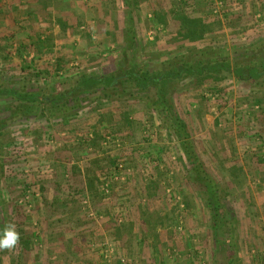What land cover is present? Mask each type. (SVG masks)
<instances>
[{
    "label": "rangeland",
    "instance_id": "374dc122",
    "mask_svg": "<svg viewBox=\"0 0 264 264\" xmlns=\"http://www.w3.org/2000/svg\"><path fill=\"white\" fill-rule=\"evenodd\" d=\"M213 59L264 67V0H0L1 87L49 96L84 75ZM117 87L64 118L0 97L4 224L20 235L0 264H264V80L162 81L217 184L216 216L155 89Z\"/></svg>",
    "mask_w": 264,
    "mask_h": 264
},
{
    "label": "trees",
    "instance_id": "16d2710c",
    "mask_svg": "<svg viewBox=\"0 0 264 264\" xmlns=\"http://www.w3.org/2000/svg\"><path fill=\"white\" fill-rule=\"evenodd\" d=\"M189 32V35L194 33L193 31ZM131 46L135 47V42L132 43ZM231 73H233L235 77H237L240 81L252 80L254 82H257L261 79L264 80V67H259L256 65L245 67L242 65H238L235 68H232L230 63H228L227 61H218L213 59L208 63H203L198 66H193L192 64L180 65L175 70L163 72L160 76L157 77H148L145 74H142L137 70L136 65L131 66V68L126 70L124 73L113 76L84 75L71 89L67 91H61L49 96H43L42 92L36 90L23 91L13 86H0V97L11 99L15 103H18L19 105L24 106V108H27V118H31L32 116L33 118L37 117V115L35 114L31 115L32 113H34L33 109L42 106H46L52 110L51 116H55L54 114H56L55 112H57L61 115L63 113L62 118H64V115L69 110H73L79 107V103L77 104L78 101H86L87 97L94 96L101 90H104L105 93L109 89L115 90L118 88V85L123 83L124 78H126V80H132L140 90H148L152 88L155 89L156 97L158 98L159 103L167 112V119L169 122L168 128L174 131V133L179 137L181 148L185 156L187 157V161L190 166L189 170L192 173V180L194 181L196 186L204 191L211 213L213 214V216H216L221 209L217 184L215 183V181H213V179L206 171L204 165L202 164L194 148V145L190 138V134L187 131V126L184 122L175 117L167 109L166 102L163 100L162 81L181 79L185 76L197 77L198 79L204 81L207 79L218 80L221 75ZM36 74L40 75L39 72H36ZM85 181L86 180L84 179L82 182L84 183ZM86 184L87 183L85 182L84 185ZM91 184H93L92 180L89 179L87 187L90 188ZM2 202L3 204L4 202L6 203L5 199L0 195V229L5 227ZM15 205L18 211L22 208V205H19L18 202H15ZM213 230L215 237H217L219 230L218 221L214 223ZM228 264H234L233 257H230Z\"/></svg>",
    "mask_w": 264,
    "mask_h": 264
},
{
    "label": "clouds",
    "instance_id": "9594fccd",
    "mask_svg": "<svg viewBox=\"0 0 264 264\" xmlns=\"http://www.w3.org/2000/svg\"><path fill=\"white\" fill-rule=\"evenodd\" d=\"M20 239V235L13 223L7 224L0 229V249L14 248Z\"/></svg>",
    "mask_w": 264,
    "mask_h": 264
}]
</instances>
